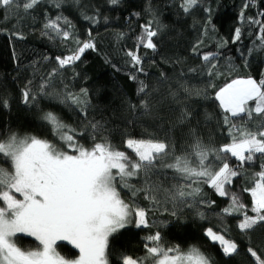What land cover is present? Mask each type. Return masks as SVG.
I'll return each mask as SVG.
<instances>
[{"label": "snow or ice", "instance_id": "snow-or-ice-1", "mask_svg": "<svg viewBox=\"0 0 264 264\" xmlns=\"http://www.w3.org/2000/svg\"><path fill=\"white\" fill-rule=\"evenodd\" d=\"M199 2L181 0V8L189 12ZM44 3L57 9L68 3L83 7L81 0H0V14L4 19H22L33 15L36 6ZM111 3L116 4L118 0H111ZM249 3L244 5L245 9ZM81 14L92 23L98 22L95 15L89 16L83 11ZM257 15L264 17V11ZM239 20L259 26L257 39L259 47L264 48V20L246 18L243 11ZM152 25L153 21H149L142 26L137 48L125 53L138 73H144L139 48L157 50L153 38L158 36L160 29ZM72 28L71 20L62 12L55 17L45 15L43 34L50 39H71L76 47L69 55L55 58L57 67L40 78L36 91L30 87L32 81L28 82L22 90V102L38 107L36 100L40 96L57 99L66 107L74 105L79 110L82 127L66 124L57 113L47 111L40 119L50 127L56 142L11 130L0 136V160L7 164V167L0 165V264H109L110 237L130 225L157 230L144 237V257L121 255V264H146V261L150 264H213L196 246L187 250L179 245L165 246L157 225L163 226L166 222L153 220L150 223L148 218L149 212H168L175 217L184 209L193 210L201 219L206 218L203 209L211 208L215 201L204 198L202 186L227 198L229 203L220 214L239 215L237 227L245 236L257 225L264 227V163L253 173L252 186L243 188L251 196L250 209L231 188L234 179L242 175L245 164L264 159V72L259 80L252 76L232 79L216 91L214 98L222 112L227 143L217 146L210 140L205 142L196 129L189 127L187 138L177 151L172 131L191 119V112L180 107L176 123L167 129L164 139L151 133L145 138L127 136L124 139L125 147L134 153L133 158L113 146L101 121L88 118V102L82 99L87 97V89L69 92L65 84L57 91V82H62L63 76L60 70L74 65L86 50H95L91 31L89 39L81 41L73 35ZM241 34V28H235L233 42L239 41ZM13 35L23 39L19 33ZM226 44L227 41H223L221 46ZM197 47L198 44L193 46V52ZM252 51L249 49V54ZM218 56L219 53L201 56L206 75L220 74L216 65ZM129 78L137 84L136 95L140 98V112L135 118L160 120L161 126L169 122L159 116V106L168 101L181 104L180 91L186 93L183 99L204 94V90L190 89L186 83H180L179 88L173 90L163 73L151 87L136 74H130ZM207 86L213 87L211 81ZM0 105L8 108V100L0 98ZM127 107L136 113L137 104L129 102ZM205 118L211 119L210 114L206 113ZM85 130L91 140L87 147L79 140ZM233 158L236 163L230 164ZM133 180L137 183L133 184ZM125 189L128 190L127 199L121 195ZM141 193L148 202L147 208L136 199ZM249 211L253 215H249ZM21 235L34 238L37 246L34 249L18 246L17 237ZM205 235L219 244L226 257L238 254V244L226 238V232L209 227ZM60 241L78 250V256L75 259L62 256L57 251ZM261 251L264 253V249ZM246 252L254 264H264V255L251 246Z\"/></svg>", "mask_w": 264, "mask_h": 264}, {"label": "trees", "instance_id": "trees-1", "mask_svg": "<svg viewBox=\"0 0 264 264\" xmlns=\"http://www.w3.org/2000/svg\"><path fill=\"white\" fill-rule=\"evenodd\" d=\"M246 3L249 0H200L191 11L184 12L181 0H118L116 4H112L111 0H81L83 7L68 3L57 9L49 3L40 4L33 10V15L22 19H4L0 14V29L3 30L0 31V98L7 99L9 103L8 108L0 105V136L11 130L20 135H34L56 142L50 127L40 119L42 113L47 111L57 113L66 124L78 129L82 127L79 110L74 105L66 107L57 99L40 96L36 100L38 107H29L22 102V90L30 80V87L36 91L40 78L57 67L55 58L67 56L75 50L73 40L50 39L43 34L45 15L55 17L62 12L72 22L73 35L81 41L88 40V32L91 31L95 50H86L74 65L60 70L63 76L62 82H57V91L65 84L69 92L79 93L81 89H87V97L82 99L88 102V118L105 125L106 135L114 147L135 158L134 153L125 147L124 139L127 136L145 138L149 133L164 139L167 129L175 125L180 107H186L191 112V119L175 126L172 131L177 151L187 138L189 127L196 129L205 142L210 140L217 146L227 143L222 112L214 98L216 91L232 79L252 76L259 80L264 72V48L259 47L257 39L259 26L239 20L242 11L246 18L264 20V17L257 15L264 11V0H253L245 9ZM82 11L89 16L95 15L98 22L84 19ZM149 21H153V28L160 31L153 38L157 44L155 52L142 46L139 48L145 76L131 66L130 58L125 53L137 48V37L143 32L142 26ZM237 27L241 28V38L233 42ZM13 33H19L23 39ZM223 41H227V44L221 46ZM197 44L193 52V46ZM249 49H253L251 54ZM205 53H219L216 59L219 75L205 74L201 59ZM191 69L196 71L192 72ZM161 73L168 78L173 90H177L180 83H186L190 89L204 90L203 95L186 99H183L186 93L180 91L181 104L168 101L159 106V116L169 122L162 126L160 120L150 117L135 118L140 112V98L136 95L137 84L129 78L130 74H136L151 87L160 79ZM209 81L213 87L207 86ZM129 102L137 104L135 114L128 109ZM206 113L210 114L211 119L205 118ZM256 120L259 123V118ZM249 127H252L251 123ZM87 137L88 131L85 130V135L79 138L86 147L91 144ZM229 163L236 162L233 158ZM261 163H264V159L245 164L242 175L237 176L231 186L249 209L251 196L243 188L252 186V175L260 170ZM0 165L7 167L2 160ZM132 183L137 182L133 180ZM202 187L204 198L215 201L211 208L203 209L206 213L204 219L191 209H184L175 217L168 212H149L150 223L153 220L166 222L163 226L157 225L165 246L179 245L182 250L196 246L210 257L213 264H254L246 248L251 246L258 254L264 255L261 251L264 249V227L257 225L245 236L237 227L241 219L239 215L220 214L221 209L229 203L227 198L219 197L207 186ZM121 195L127 199L128 190H123ZM136 199L144 207H149L143 193ZM248 214L253 215L250 211ZM209 227L226 232V238L230 237L238 244V254L226 257L219 244L205 235ZM156 230L130 225L114 234L109 239V264H121V255L144 257V237ZM17 244L24 249H34L38 242L18 236ZM57 251L69 259L78 256V251L62 242L57 244ZM146 264L150 262L146 261Z\"/></svg>", "mask_w": 264, "mask_h": 264}, {"label": "rangeland", "instance_id": "rangeland-1", "mask_svg": "<svg viewBox=\"0 0 264 264\" xmlns=\"http://www.w3.org/2000/svg\"><path fill=\"white\" fill-rule=\"evenodd\" d=\"M22 236V235H21ZM26 237V236H25ZM29 238H32V237H29ZM32 239H34V238H32ZM60 242H62V243H66V244H68L66 241H60ZM60 242H58V243H60ZM57 243V244H58ZM68 245H70V244H68ZM71 246V245H70ZM72 247V246H71ZM73 248V247H72ZM75 249V248H74ZM76 250V249H75ZM76 251H78V250H76ZM63 256V255H62Z\"/></svg>", "mask_w": 264, "mask_h": 264}]
</instances>
